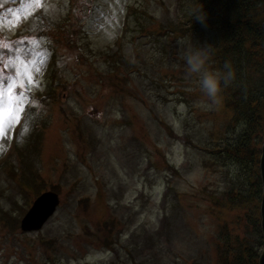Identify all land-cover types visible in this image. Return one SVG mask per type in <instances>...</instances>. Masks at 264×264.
Listing matches in <instances>:
<instances>
[{
    "label": "rangeland",
    "instance_id": "374dc122",
    "mask_svg": "<svg viewBox=\"0 0 264 264\" xmlns=\"http://www.w3.org/2000/svg\"><path fill=\"white\" fill-rule=\"evenodd\" d=\"M197 1L0 0V41L33 52L35 82L26 127L0 139V264L256 261L259 169L237 149L264 142L244 111L264 96V67L232 63L234 78L207 97L178 41L206 48L209 70L229 69L215 34L186 22ZM247 14L264 25V0ZM0 51L16 65L10 78L23 72ZM45 191L58 195L55 213L22 232Z\"/></svg>",
    "mask_w": 264,
    "mask_h": 264
},
{
    "label": "trees",
    "instance_id": "16d2710c",
    "mask_svg": "<svg viewBox=\"0 0 264 264\" xmlns=\"http://www.w3.org/2000/svg\"><path fill=\"white\" fill-rule=\"evenodd\" d=\"M257 2L258 0H199L194 4L195 10L202 8L207 14V26L196 21L191 14L188 15L186 22L189 27L215 34L221 49L219 48L213 56L218 61L219 68L226 62L229 65L235 63L253 69L256 65L264 67V25L259 24L247 14ZM169 33L175 36L177 30H171ZM230 106L237 107V104L233 102ZM244 111L248 114L246 119L250 133L264 127L263 95L248 97ZM262 132L264 133V128ZM237 154L251 161L254 169H259L260 150L254 151L244 146L237 149ZM248 257L251 264H257L258 257L256 261L254 257L251 260L249 252Z\"/></svg>",
    "mask_w": 264,
    "mask_h": 264
},
{
    "label": "snow or ice",
    "instance_id": "6c2138e0",
    "mask_svg": "<svg viewBox=\"0 0 264 264\" xmlns=\"http://www.w3.org/2000/svg\"><path fill=\"white\" fill-rule=\"evenodd\" d=\"M35 6L40 7L41 0H35ZM43 6L46 12L48 10L47 5L45 4ZM30 43L35 48L37 42L33 40ZM2 49H7L9 53H13L17 59L21 60L24 65V70L23 72L16 70L10 78L8 75V66L11 63V66L15 69L16 65L11 62V58L6 62L3 51H0V65H3V68L0 69V139L7 138L17 124H22V130L26 127L29 112L33 106V101L29 98L28 91H30V87L35 83L32 70L28 68L30 61L25 58L31 57L33 52L28 51L22 53L20 49L13 48L11 43L0 41V50ZM32 63L35 72L39 73L41 70L40 66L36 65L35 62ZM40 63H43L42 59ZM24 77L27 78V85L29 86L27 89ZM17 79H19V83L16 82ZM17 89H19L18 93L16 91Z\"/></svg>",
    "mask_w": 264,
    "mask_h": 264
},
{
    "label": "clouds",
    "instance_id": "9594fccd",
    "mask_svg": "<svg viewBox=\"0 0 264 264\" xmlns=\"http://www.w3.org/2000/svg\"><path fill=\"white\" fill-rule=\"evenodd\" d=\"M195 20L203 26H207V14L202 8L190 13ZM184 40L178 41V45L182 48L180 53L181 58L186 62L189 74H196L199 77V86L201 91L209 98L215 99L221 92V81L223 80L226 86L231 78H234V71L230 69L229 63H225L224 67L229 69L227 74H222L220 71H211L206 68L207 49L201 46H192L189 44L184 47Z\"/></svg>",
    "mask_w": 264,
    "mask_h": 264
},
{
    "label": "water",
    "instance_id": "95a60500",
    "mask_svg": "<svg viewBox=\"0 0 264 264\" xmlns=\"http://www.w3.org/2000/svg\"><path fill=\"white\" fill-rule=\"evenodd\" d=\"M260 158L258 161L259 175L261 181V201H260V229L262 233V252L258 256L257 264H264V142L260 149ZM58 195L45 191L40 194L32 203L31 208L24 214L19 228L22 232H35L40 230L43 225L51 218L58 207Z\"/></svg>",
    "mask_w": 264,
    "mask_h": 264
}]
</instances>
